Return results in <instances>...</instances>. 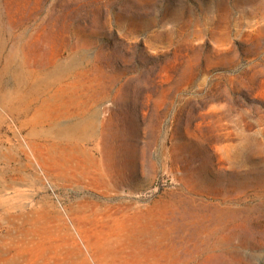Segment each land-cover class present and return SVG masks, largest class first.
Instances as JSON below:
<instances>
[{"label": "rangeland", "instance_id": "1", "mask_svg": "<svg viewBox=\"0 0 264 264\" xmlns=\"http://www.w3.org/2000/svg\"><path fill=\"white\" fill-rule=\"evenodd\" d=\"M0 264H264V0H0Z\"/></svg>", "mask_w": 264, "mask_h": 264}, {"label": "bare ground", "instance_id": "2", "mask_svg": "<svg viewBox=\"0 0 264 264\" xmlns=\"http://www.w3.org/2000/svg\"><path fill=\"white\" fill-rule=\"evenodd\" d=\"M58 103V102H57ZM45 105V104H44ZM50 105V104H49ZM56 105V104H55ZM47 107V106H46ZM36 114H41L42 111L40 109L35 110ZM34 114V113H33ZM96 111H93L90 115L86 116L85 112L79 111L77 115H75L69 122L61 126L60 131L64 134L71 136L68 139H73L75 141H80L81 138L87 139V132H94L96 123L94 121V116L96 115ZM63 115V114H62ZM35 117V116H33ZM38 117V116H37ZM67 119V118H66ZM113 136V135H112ZM76 148V147H75ZM91 149V148H89ZM96 150V149H95ZM100 150V149H99ZM66 152V151H65ZM64 152V153H65ZM88 152V151H87ZM98 154V153H97ZM66 155V154H65ZM63 156V154H62ZM67 158V157H66ZM57 159V158H56ZM91 160V157H90ZM188 254V253H187Z\"/></svg>", "mask_w": 264, "mask_h": 264}]
</instances>
